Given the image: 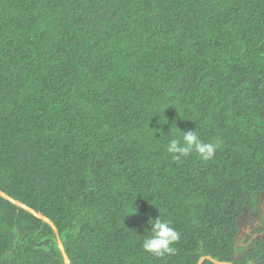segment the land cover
Instances as JSON below:
<instances>
[{
	"label": "trees",
	"instance_id": "16d2710c",
	"mask_svg": "<svg viewBox=\"0 0 264 264\" xmlns=\"http://www.w3.org/2000/svg\"><path fill=\"white\" fill-rule=\"evenodd\" d=\"M0 193V264H264V0H0Z\"/></svg>",
	"mask_w": 264,
	"mask_h": 264
},
{
	"label": "clouds",
	"instance_id": "9594fccd",
	"mask_svg": "<svg viewBox=\"0 0 264 264\" xmlns=\"http://www.w3.org/2000/svg\"><path fill=\"white\" fill-rule=\"evenodd\" d=\"M176 130L179 135L170 139L166 147V151L171 154L174 161L181 162L183 159L188 158L193 153L198 155L203 161H209L214 158L217 149L220 147V140L217 139L214 142H203L195 129L181 130L176 127ZM0 194L2 195V193ZM3 196L5 195L3 194ZM13 201L14 200H12V202ZM15 202L16 201H14V203ZM135 212L136 209L134 208V211L130 214ZM147 224L149 227H146L145 229L147 230L148 235L143 237L141 248L145 252L152 254L154 257L161 259L174 254L176 249L173 247V245L180 240V233L174 227L170 226V222L168 220L162 219L159 216L155 218H149ZM240 226H243L244 230L246 229V226H244L242 223L239 224V228ZM257 233L261 234L258 236L263 235L262 231ZM240 237L241 236L236 239L239 240ZM238 242H242L243 245L245 244L244 241L239 240Z\"/></svg>",
	"mask_w": 264,
	"mask_h": 264
},
{
	"label": "water",
	"instance_id": "95a60500",
	"mask_svg": "<svg viewBox=\"0 0 264 264\" xmlns=\"http://www.w3.org/2000/svg\"><path fill=\"white\" fill-rule=\"evenodd\" d=\"M3 195V194H2ZM12 201V200H11ZM14 202V201H13ZM15 203H17V202H15ZM18 205H21V204H19V203H17ZM21 206H23V205H21ZM23 207H25V206H23ZM26 208V207H25ZM35 214V213H34ZM36 215V214H35ZM243 231H244V227L243 226H240V229L238 230V232H237V234H236V238H238L239 236H241V237H243ZM258 235H261V234H259V233H256L253 237H255V236H258ZM238 245H243V243L242 242H238V243H236V246H238ZM238 258V255L237 254H235V259H237ZM206 260H208V261H210V262H212V263H214V264H234V262H232V261H221V260H219V259H217V258H214L213 256H211V255H201L199 258H198V260H197V262H196V264H203L204 263V261H206Z\"/></svg>",
	"mask_w": 264,
	"mask_h": 264
},
{
	"label": "flooded vegetation",
	"instance_id": "af4514ba",
	"mask_svg": "<svg viewBox=\"0 0 264 264\" xmlns=\"http://www.w3.org/2000/svg\"><path fill=\"white\" fill-rule=\"evenodd\" d=\"M262 209H263V211H264V202L262 203ZM252 231V229H251V227L248 225L247 227H246V229L243 231V237H240L239 238V240H241L242 239V241H244V239L247 237V235H250V233H252L251 232ZM259 232H261V231H259ZM257 232H254L253 234H252V239H254L253 238V236L256 234ZM245 242V241H244Z\"/></svg>",
	"mask_w": 264,
	"mask_h": 264
},
{
	"label": "rangeland",
	"instance_id": "374dc122",
	"mask_svg": "<svg viewBox=\"0 0 264 264\" xmlns=\"http://www.w3.org/2000/svg\"><path fill=\"white\" fill-rule=\"evenodd\" d=\"M37 216H39V217H41V215H38V214H36ZM41 218H43V217H41ZM47 223H49L50 225L52 224L49 220H47V219H45V218H43ZM59 247L61 248V244L59 243ZM65 264H68V262L65 260Z\"/></svg>",
	"mask_w": 264,
	"mask_h": 264
}]
</instances>
